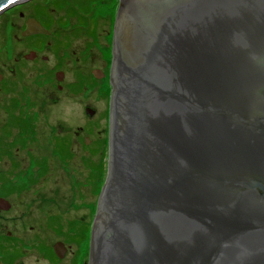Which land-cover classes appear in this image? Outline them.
<instances>
[{
  "label": "water",
  "instance_id": "obj_1",
  "mask_svg": "<svg viewBox=\"0 0 264 264\" xmlns=\"http://www.w3.org/2000/svg\"><path fill=\"white\" fill-rule=\"evenodd\" d=\"M111 48L88 264H264V0H119Z\"/></svg>",
  "mask_w": 264,
  "mask_h": 264
},
{
  "label": "flooded vegetation",
  "instance_id": "obj_2",
  "mask_svg": "<svg viewBox=\"0 0 264 264\" xmlns=\"http://www.w3.org/2000/svg\"><path fill=\"white\" fill-rule=\"evenodd\" d=\"M21 7L7 10L0 36L5 43L10 41L0 61V264H88L90 214L60 219L59 212L80 201L84 208L90 207L84 199L98 172V163L92 166L90 159L103 152L100 137L105 128L96 132L97 139L90 138L92 116L86 110L94 111L89 107L84 109L85 118H78L75 131L73 124L55 119L62 104L74 97L71 86L75 82L64 81L73 62L68 55L76 51L67 53L72 42L52 30L53 20L61 27L55 9L40 5L15 11ZM32 20L48 33L24 36ZM77 53L74 61L85 64L89 57ZM96 70L104 76L95 78ZM107 76L103 68H95L84 77L90 85L91 79L100 81ZM46 81L43 99L41 85ZM75 155L85 170L82 180L79 172L70 173L74 169L69 163ZM59 188L65 195H59ZM59 201L67 204L57 212Z\"/></svg>",
  "mask_w": 264,
  "mask_h": 264
},
{
  "label": "rangeland",
  "instance_id": "obj_3",
  "mask_svg": "<svg viewBox=\"0 0 264 264\" xmlns=\"http://www.w3.org/2000/svg\"><path fill=\"white\" fill-rule=\"evenodd\" d=\"M55 2H57V4L59 5L58 8L53 7ZM17 5H21L22 7L15 9V11H24L25 9L26 11H30V8L38 7L40 5H45V8L55 9L58 12V19L61 27H57V25L54 24L55 22L53 20L52 30L54 32H57L58 37L66 39L68 38L72 42L73 47L69 48L66 51L67 53L76 51V54L74 56L71 54L68 55L70 56V58H72L73 62H71V68H68L70 65L67 67L64 81V83L66 84H70L72 81L75 82V84L71 86V92L74 95V97L72 98L73 101H65L67 102V104H62V108H59L58 112H56L57 116L53 115V117L55 116V119H58V122H60V120L65 122L67 126L73 124V131H75L76 126L79 125L77 124L78 118L84 117V109L86 107H89L94 111L91 120H89L91 136L90 138L92 140L97 139L98 135L96 132L100 129L103 130L105 128V130L102 131L100 138L107 139L108 108L110 96V85L107 79L108 76L100 81L91 79L90 85H88V81L90 80H88V78H85L84 76H88L91 69L95 68H103V70L106 71V75H109L108 73L111 63L113 26L117 8L119 5V0H28ZM79 6H85L83 14L76 11L77 7L80 8ZM8 14L9 11L7 13V10L0 14V36L3 33L2 29L4 27V21L8 20ZM80 24L82 25L80 26ZM62 30L64 32H61ZM4 43L5 38L3 40L1 38L0 61L5 58V45L8 46V44H10V41H6V43ZM82 48L85 49L84 53L80 52ZM77 52L81 53L82 57H89L90 60L88 59L87 61H85V64L83 63V61H74L78 56ZM78 73H82L84 76L79 75ZM48 83L49 81H46L41 85L43 99H45V95H43V92L45 91L47 87L46 84ZM87 85L89 89L87 88ZM105 89L106 91H104ZM100 91H102V96L99 95ZM106 94L107 96H105ZM98 117L99 119L97 120ZM55 119L52 120L51 123L54 124V122L56 121ZM79 157L80 156L75 155V157L69 163L71 165L70 169H74V172L70 171V173L72 175L75 172H79L80 179L82 180L85 174V170L79 162ZM104 157V155L101 156L99 154L91 157V165L93 166L95 163L97 164L99 161L103 160L102 158ZM105 160L107 163V157ZM94 176L96 180L91 183L90 191L86 195L87 199H84L85 202H88L89 204L91 203L90 207L88 209L84 208L81 205V203L83 204V202L80 201L72 205V209H67L60 213L59 211H61V209L66 206L67 202H63L61 205L62 201H59L60 206H58L57 212H59L60 219H63L65 216L79 218L80 216H82V214H90L92 223L96 212V205L101 190L100 188L104 183L103 182L99 185L100 182H98L97 180L98 172L97 175L94 174ZM57 180L58 179H56V181ZM74 188H76V184H74ZM60 190L62 189L59 188V195H65V193H62Z\"/></svg>",
  "mask_w": 264,
  "mask_h": 264
},
{
  "label": "trees",
  "instance_id": "obj_4",
  "mask_svg": "<svg viewBox=\"0 0 264 264\" xmlns=\"http://www.w3.org/2000/svg\"><path fill=\"white\" fill-rule=\"evenodd\" d=\"M58 4H57V2H55L54 3V6L53 7H56V8H58ZM80 8H76L77 10L76 11H78L79 13H81V14H83L84 13V9H85V6H79ZM68 9H70V8H68ZM82 24H80V26H81ZM109 90H110V86H109ZM106 141H107V139H104L103 140V143H102V149H103V152H102V154H101V156L102 155H104L105 157L104 158H102L103 160H101V161H99L98 162V167H97V171H98V177H97V180H98V182H100L99 183V185L100 184H102L103 182H104V179H105V172H106V157H107V143H106ZM102 186V185H101ZM100 186V187H101ZM101 189V188H100Z\"/></svg>",
  "mask_w": 264,
  "mask_h": 264
}]
</instances>
